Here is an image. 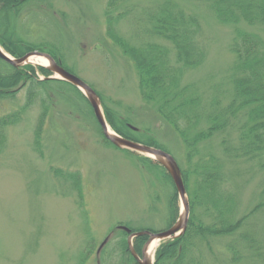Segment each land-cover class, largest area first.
I'll return each instance as SVG.
<instances>
[{
    "label": "trees",
    "instance_id": "1",
    "mask_svg": "<svg viewBox=\"0 0 264 264\" xmlns=\"http://www.w3.org/2000/svg\"><path fill=\"white\" fill-rule=\"evenodd\" d=\"M34 1L0 0L2 47L15 58L32 51L47 52L72 72L64 56L54 51L52 45L44 41L33 42L21 33V14ZM126 1L108 0L105 11L107 36L137 71L138 90L143 101L155 108L156 115L172 127L185 147L186 167L178 164L190 202L188 226L181 236L160 244L155 264H264V223L261 227L254 224L264 218V39L242 26L264 28V0H206L218 21L234 27L230 49L235 55L229 95L222 92L209 101L195 84L183 82L186 71L203 66L206 60L200 17L187 13L173 0L139 8L136 13L138 21L130 23L137 40H142L133 44L117 29V25L133 12L121 9ZM145 36L149 38L143 39ZM52 75L44 66L27 64L16 67L0 58V109L4 101L15 104L23 89L26 97L23 105L0 115V155L7 145L6 131L20 124L39 101L34 142L37 152L44 156L45 125L58 106L55 97L66 105H74L66 96L69 92L87 105L104 142L119 148L104 136L82 91L67 81L50 78ZM99 96L113 130L127 139L169 152L150 128L132 125L130 118L121 115L104 102L102 95ZM132 153L138 156L141 167L162 174L173 189L166 209L169 228L180 213L174 181L159 162ZM52 170L66 177L76 191L81 188L80 175H67L58 168ZM256 171L263 176L262 188L256 194L258 202L248 212V209L240 210V190L244 187L239 184L242 183L240 178ZM126 226L133 232L145 230ZM147 230L157 231L153 228ZM120 233L116 246H112V240L104 245L103 258L117 252L121 264H139L129 249V233L122 229ZM147 239V235L134 239L137 253H142ZM93 250L94 245L89 244L77 264H86Z\"/></svg>",
    "mask_w": 264,
    "mask_h": 264
},
{
    "label": "rangeland",
    "instance_id": "2",
    "mask_svg": "<svg viewBox=\"0 0 264 264\" xmlns=\"http://www.w3.org/2000/svg\"><path fill=\"white\" fill-rule=\"evenodd\" d=\"M161 1L127 0L121 9L133 12L117 25L120 34L133 44L139 43L142 39L137 40L130 22L138 21L137 9ZM173 1L187 13L199 16L204 28L205 63L186 71L183 82L195 84L207 101L222 92L229 95L235 60L230 49L234 27L218 21L206 0ZM107 3L35 0L21 14L20 31L33 42L52 45L72 72L98 91L104 102L130 118L132 125L150 128L186 167L183 142L156 115L155 108L143 101L137 71L107 36ZM242 26L264 39V28ZM66 96L74 105L55 97L58 106L45 125L44 156L37 152L34 142L39 101L20 124L6 131L8 141L0 155V264H77L89 244L94 250L86 264H121L117 252L106 259L103 252L97 254L106 237L116 246L115 241L121 237L120 225L168 229L166 209L173 189L167 180L141 167L134 151L104 142L87 105L72 92ZM25 100L23 89L15 104H1L0 115L12 112ZM52 168L80 175L81 188L76 191ZM262 178L257 171L240 178L239 184L244 186L240 190V210L248 212L258 202L256 194L262 188ZM178 202L181 209L179 197ZM260 219L263 221L254 223L258 227L264 223V218Z\"/></svg>",
    "mask_w": 264,
    "mask_h": 264
},
{
    "label": "water",
    "instance_id": "3",
    "mask_svg": "<svg viewBox=\"0 0 264 264\" xmlns=\"http://www.w3.org/2000/svg\"><path fill=\"white\" fill-rule=\"evenodd\" d=\"M34 57H43L47 60L48 63L47 64L35 63L32 60V58ZM0 58H2L6 62H9L10 64L16 67L24 66L27 64H37L44 66L48 68L52 73H54V75L50 78L60 79L71 83L72 85L77 87L80 91H82V93L88 99L93 109L94 115L102 128L104 136L110 142H112L115 146L119 148L129 149L134 152L140 153L142 155L151 157L152 159L156 160L166 168V170L171 175L174 181L179 198L181 199L183 205L180 210V214L177 221L167 230L157 231V232L151 230H141V231L133 232L132 229L127 226H120L121 229L125 230L130 234L128 238L129 249L133 254V256L137 259L138 263L155 264V256L152 262H150L147 257V251L151 243L153 241L162 242L166 240H173L181 236L186 231L189 222L190 202H189L188 192L182 176V171L180 169L177 160L169 152L163 149L127 139L122 135H120L119 133H117L115 130L111 131L109 127L110 124L106 119L102 101L98 93L84 80L76 76L74 73L65 69L62 66V64L57 62L51 54L42 51H32L20 58H15L11 56L8 52H6L2 48L0 43ZM142 235H148L149 238L145 243L142 249V255L140 256L134 248L133 240L135 237ZM106 241L100 246L99 250H101V248L104 246ZM156 251H155V255H156Z\"/></svg>",
    "mask_w": 264,
    "mask_h": 264
},
{
    "label": "bare ground",
    "instance_id": "4",
    "mask_svg": "<svg viewBox=\"0 0 264 264\" xmlns=\"http://www.w3.org/2000/svg\"><path fill=\"white\" fill-rule=\"evenodd\" d=\"M32 60L35 63H39V64H47L48 63L47 60L43 57H34V58H32ZM109 127H110V130L113 131L112 127L111 126H109ZM158 242H160V241H153L148 248L147 257H148L150 262H152L154 259L155 251H156V248L158 246Z\"/></svg>",
    "mask_w": 264,
    "mask_h": 264
},
{
    "label": "flooded vegetation",
    "instance_id": "5",
    "mask_svg": "<svg viewBox=\"0 0 264 264\" xmlns=\"http://www.w3.org/2000/svg\"><path fill=\"white\" fill-rule=\"evenodd\" d=\"M107 242H109V239H108ZM101 253H102V251H97V254H98V255H100Z\"/></svg>",
    "mask_w": 264,
    "mask_h": 264
}]
</instances>
